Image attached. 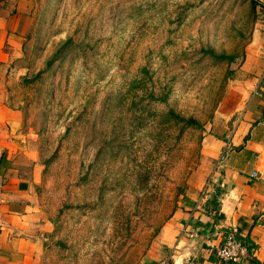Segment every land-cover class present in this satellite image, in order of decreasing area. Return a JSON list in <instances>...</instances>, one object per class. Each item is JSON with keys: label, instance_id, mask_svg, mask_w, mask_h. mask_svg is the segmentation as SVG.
Returning <instances> with one entry per match:
<instances>
[{"label": "rangeland", "instance_id": "1", "mask_svg": "<svg viewBox=\"0 0 264 264\" xmlns=\"http://www.w3.org/2000/svg\"><path fill=\"white\" fill-rule=\"evenodd\" d=\"M18 14L1 138L35 209L34 264H144L264 73V0H19Z\"/></svg>", "mask_w": 264, "mask_h": 264}, {"label": "crops", "instance_id": "2", "mask_svg": "<svg viewBox=\"0 0 264 264\" xmlns=\"http://www.w3.org/2000/svg\"><path fill=\"white\" fill-rule=\"evenodd\" d=\"M18 2L0 0V69L21 55ZM253 62L264 64L262 58ZM258 80L250 99L234 104L236 126L212 144L215 159L224 155V160L202 191L187 195L186 207L162 228L144 264H264V73ZM5 113L0 105V264H34L28 222L35 209L22 201L24 181L10 167L8 152L17 143L10 146V140L1 138ZM9 116L12 122L5 124L10 127L16 121ZM229 228L251 249L237 262L219 263L214 250Z\"/></svg>", "mask_w": 264, "mask_h": 264}, {"label": "built area", "instance_id": "3", "mask_svg": "<svg viewBox=\"0 0 264 264\" xmlns=\"http://www.w3.org/2000/svg\"><path fill=\"white\" fill-rule=\"evenodd\" d=\"M224 160V155L218 158V164ZM252 174V177H255ZM247 244L238 239L237 232L233 228L222 233L221 243L214 250V255L219 263L237 262L248 254Z\"/></svg>", "mask_w": 264, "mask_h": 264}, {"label": "trees", "instance_id": "4", "mask_svg": "<svg viewBox=\"0 0 264 264\" xmlns=\"http://www.w3.org/2000/svg\"><path fill=\"white\" fill-rule=\"evenodd\" d=\"M250 249H251V245L250 246L247 245L248 252L250 251Z\"/></svg>", "mask_w": 264, "mask_h": 264}]
</instances>
